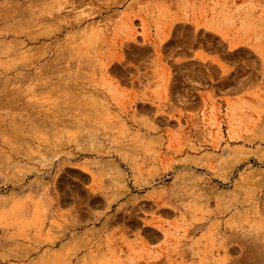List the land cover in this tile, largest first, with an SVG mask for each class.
<instances>
[{"label": "rangeland", "instance_id": "1", "mask_svg": "<svg viewBox=\"0 0 264 264\" xmlns=\"http://www.w3.org/2000/svg\"><path fill=\"white\" fill-rule=\"evenodd\" d=\"M100 1L0 0V264H264L239 197L264 177V0Z\"/></svg>", "mask_w": 264, "mask_h": 264}, {"label": "bare ground", "instance_id": "2", "mask_svg": "<svg viewBox=\"0 0 264 264\" xmlns=\"http://www.w3.org/2000/svg\"><path fill=\"white\" fill-rule=\"evenodd\" d=\"M20 1V0H19ZM77 1V0H76ZM79 1V0H78ZM100 3H101V1L100 0H98ZM161 1V0H160ZM168 1V0H167ZM180 1V0H179ZM14 2V1H13ZM33 2H34V0H33ZM103 2V1H102ZM105 2V1H104ZM107 2V1H106ZM152 2V1H151ZM159 2V1H158ZM174 2V1H173ZM183 2V1H182ZM72 3V2H71ZM97 3V2H96ZM112 3V2H111ZM114 3H115V1H114ZM156 3V2H155ZM177 3V2H176ZM175 3V4H176ZM7 4V3H6ZM10 4V3H9ZM146 4V3H145ZM170 4V3H169ZM207 4V3H206ZM215 4V3H214ZM220 4H222V3H220ZM224 4V3H223ZM72 5V4H71ZM74 5V4H73ZM82 5V4H81ZM91 5V4H90ZM94 5V4H93ZM129 5V4H128ZM134 5V4H133ZM183 5V4H182ZM186 5V4H185ZM189 5V4H188ZM198 5V4H197ZM241 5H242V3H241ZM257 5H259V4H257ZM89 6V5H88ZM139 6V5H138ZM141 6V5H140ZM154 6V5H153ZM157 6V5H156ZM163 6H164V4H163ZM208 6V5H207ZM210 6H212V5H210ZM237 6V5H236ZM25 7V6H24ZM39 7V6H38ZM77 7V6H76ZM134 7V6H133ZM144 7H145V5H144ZM165 7H168V6H165ZM179 7V6H178ZM216 7V6H215ZM247 7V6H246ZM35 8V7H34ZM68 8H69V6H68ZM78 8V7H77ZM82 8V7H81ZM91 8V7H90ZM159 8V7H158ZM188 8V7H187ZM207 8V7H206ZM236 8V7H235ZM245 8V7H244ZM65 9V8H64ZM73 9V8H72ZM98 9V8H97ZM112 9V8H111ZM134 9V8H133ZM192 9V8H191ZM239 9V8H238ZM50 10H52V9H50ZM66 10V9H65ZM154 10V9H153ZM157 10V9H156ZM40 11V10H39ZM44 11V10H43ZM47 11V10H46ZM57 11V10H56ZM160 11V10H159ZM168 11V10H167ZM186 11V10H185ZM218 11V10H217ZM224 11V10H223ZM257 11V10H256ZM45 12V11H44ZM43 12V13H44ZM78 12V11H77ZM83 12V11H82ZM205 12V11H204ZM13 13V12H12ZM109 13V12H108ZM114 13V12H113ZM148 13V12H147ZM180 13V12H179ZM260 13V12H259ZM10 14H11V12H10ZM15 14V13H14ZM17 14V13H16ZM66 14V13H65ZM93 14V13H92ZM121 14V13H120ZM119 14V15H120ZM162 14V13H161ZM205 14V13H204ZM203 14V15H204ZM4 15V14H3ZM69 15V14H68ZM141 15V14H140ZM115 16V15H114ZM147 16V15H146ZM190 16V15H189ZM205 16V15H204ZM212 16V15H211ZM242 16V15H241ZM44 17V16H43ZM80 17V16H79ZM243 17V16H242ZM5 18V17H4ZM47 18V17H46ZM49 18V17H48ZM52 18V17H51ZM71 18V17H70ZM75 18V17H74ZM113 18V17H112ZM157 18V17H156ZM53 19V18H52ZM82 19V18H81ZM94 19V18H93ZM107 19V18H106ZM176 19V18H175ZM202 19V18H201ZM57 20V19H56ZM79 20V19H78ZM102 20V19H101ZM109 20V19H108ZM125 20V19H124ZM158 20V19H157ZM157 20H155V21H157ZM39 21V20H38ZM42 21V20H41ZM77 21V20H76ZM130 21V20H129ZM164 21V20H163ZM189 21V20H188ZM243 21V20H242ZM1 22V21H0ZM99 22V21H98ZM103 22V21H102ZM126 22V21H125ZM200 22V21H199ZM240 22V21H239ZM10 23V22H9ZM39 23V22H38ZM55 23H56V21H55ZM65 23V22H64ZM83 23V22H82ZM90 23V22H89ZM117 23V22H116ZM170 23V22H169ZM40 24V23H39ZM85 24V23H84ZM148 24V23H147ZM172 24H173V22H172ZM205 24V23H204ZM35 25V24H34ZM64 25V24H63ZM125 25V24H124ZM188 25V24H187ZM245 25V24H244ZM264 25V24H263ZM13 26V25H12ZM99 26V25H98ZM123 26V25H122ZM66 27V26H65ZM124 27V26H123ZM169 27V26H168ZM245 27V26H244ZM50 28V27H49ZM90 28V27H89ZM149 28V27H148ZM151 28V27H150ZM171 28V27H170ZM22 29V28H21ZM41 29V28H40ZM76 29V28H75ZM103 29V28H102ZM168 29V28H167ZM2 30H3V28H2ZM17 30V29H16ZM48 30V29H47ZM59 30V29H58ZM69 30V29H68ZM5 31V30H4ZM25 31V30H24ZM30 31V30H29ZM41 31V30H40ZM89 31V30H88ZM111 31V30H110ZM109 31V32H110ZM137 31V30H136ZM146 31V30H145ZM7 32V31H6ZM14 32V31H13ZM23 32V31H22ZM60 32H62V31H60ZM125 32V31H124ZM160 32V31H159ZM254 32V31H253ZM4 33V32H3ZM30 33V32H29ZM32 33V32H31ZM97 33V32H96ZM131 33V32H130ZM12 34V33H11ZM23 34H24V32H23ZM37 34V33H36ZM35 34V35H36ZM79 34V33H78ZM77 34V35H78ZM101 34V33H100ZM156 35H157V33H155ZM17 35V34H16ZM19 35V34H18ZM54 35V34H53ZM97 35H98V33H97ZM28 36V35H27ZM39 36V35H38ZM45 36V35H44ZM47 36H48V34H47ZM92 36H93V34H92ZM7 37V36H6ZM46 37V36H45ZM99 37V36H98ZM150 37V36H149ZM12 38V37H11ZM23 38V37H22ZM31 38V37H30ZM44 38V37H43ZM83 38H85V37H83ZM126 38V37H125ZM10 39V38H9ZM35 39V38H34ZM66 39V38H65ZM76 39V38H75ZM80 39V38H79ZM89 39V38H88ZM100 39H102V38H100ZM106 39V38H105ZM133 39V38H132ZM13 40H14V37H13ZM32 40V39H31ZM60 40V39H59ZM64 40V39H63ZM67 40V39H66ZM70 40V39H69ZM81 40V39H80ZM93 40V39H92ZM114 40V39H113ZM212 40V39H211ZM30 41V40H29ZM42 41V40H41ZM86 41V40H85ZM137 41V40H136ZM253 41V40H252ZM7 42H11V41H7ZM17 42V41H16ZM21 42V41H20ZM54 42V41H53ZM76 42V41H75ZM94 42V41H93ZM99 42V41H98ZM112 42V41H111ZM134 42V41H133ZM211 42V41H210ZM217 42V41H216ZM13 43H15V42H13ZM25 43V42H24ZM34 43V42H33ZM73 43V42H72ZM95 43V42H94ZM93 43V44H94ZM102 43V42H101ZM137 43V42H136ZM145 43V42H144ZM233 43H235V42H233ZM258 43V42H257ZM97 44V43H96ZM161 44V43H160ZM211 44V43H210ZM83 45V44H82ZM255 45H256V43H255ZM262 45V44H261ZM58 46V45H57ZM79 46V45H78ZM107 46V45H106ZM156 46V45H155ZM222 46V45H221ZM35 47V46H34ZM98 47V46H97ZM231 47V46H230ZM263 47V46H262ZM219 48V47H218ZM34 49H36V48H34ZM57 49V48H56ZM74 49V48H73ZM99 49V48H98ZM199 49V48H198ZM202 50H203V48H201ZM37 50V49H36ZM49 50V49H48ZM92 50V49H91ZM101 50V49H100ZM149 50V49H148ZM155 50V49H154ZM221 50V49H220ZM257 50H258V48H257ZM14 51V50H13ZM38 51V50H37ZM98 51V50H97ZM118 51V50H117ZM261 51H263V50H261ZM196 52H198V51H196ZM260 52V51H259ZM43 53V52H42ZM39 54H40V52H39ZM119 54V53H118ZM206 54V53H205ZM242 54V53H241ZM94 55V54H93ZM105 55V54H104ZM122 55V54H121ZM159 55H160V53H159ZM154 56V55H153ZM48 58V57H47ZM155 58V57H154ZM218 58V57H217ZM36 59V58H35ZM43 59V58H42ZM164 59V58H163ZM93 60V59H92ZM153 60V59H152ZM162 60V59H161ZM214 60V59H213ZM85 61V60H84ZM97 61H98V63H99V65H100V67H103L104 66V63H105V59H104V57H103V54L102 53H98L97 54ZM96 61V62H97ZM155 61V60H154ZM165 61V60H164ZM223 61V60H222ZM87 62V61H86ZM157 62V61H156ZM169 62V61H168ZM130 63V62H129ZM42 64V63H41ZM71 64H72V61H71ZM90 64V63H89ZM88 64V65H89ZM166 64V63H165ZM219 64V63H218ZM40 65V64H39ZM96 65V64H95ZM132 65V64H131ZM156 65V64H155ZM159 66V65H158ZM105 67V66H104ZM151 67V66H150ZM38 68H40V67H38ZM72 68V67H71ZM96 69H97V67H96ZM249 69V68H248ZM32 70V69H31ZM35 70V69H34ZM137 70V69H136ZM246 70V69H245ZM80 71H82V70H80ZM38 72V71H37ZM85 72V71H84ZM83 72V73H84ZM96 72V71H95ZM160 72H161V70H160ZM81 73V72H80ZM132 74V73H131ZM223 74V73H222ZM70 75V74H69ZM103 76V75H102ZM131 76V75H130ZM248 76V75H247ZM95 77V76H94ZM106 77V76H105ZM134 77V76H133ZM216 77V76H215ZM110 78V77H109ZM40 79V78H39ZM54 79V78H53ZM76 79H77V77H76ZM136 79V78H135ZM219 79V78H218ZM220 79H221V77H220ZM92 80V79H91ZM96 80V79H95ZM104 80V79H103ZM102 80V81H103ZM132 80V79H131ZM138 80V79H137ZM264 80V79H263ZM77 81H79V80H77ZM67 82V81H66ZM73 82V81H72ZM98 82V81H97ZM133 82V81H132ZM262 82V81H261ZM74 83V82H73ZM92 83V82H91ZM158 83V82H157ZM241 83V82H240ZM55 84V83H54ZM59 84V83H58ZM258 84V83H257ZM104 85V84H103ZM119 85V84H118ZM139 85V84H138ZM253 85V84H252ZM160 86V85H159ZM61 87V86H60ZM101 87H102V84H101ZM262 87V86H261ZM236 88V87H235ZM255 88V87H254ZM71 89V88H70ZM79 89V88H78ZM104 89V88H103ZM118 89V88H117ZM90 90V89H89ZM206 90V89H205ZM255 90V89H254ZM75 91V90H74ZM87 91V90H86ZM94 91V90H93ZM99 91V90H98ZM125 91V90H124ZM149 91V90H148ZM211 91V90H210ZM237 91H239V90H237ZM249 91V90H248ZM52 92V91H51ZM126 92V91H125ZM146 92V91H145ZM156 92V91H155ZM207 92V91H206ZM218 92V91H217ZM228 92V91H227ZM261 92V91H260ZM259 92V93H260ZM44 93V92H43ZM53 93V92H52ZM65 93V92H64ZM99 93V92H98ZM101 93V92H100ZM122 93V92H121ZM121 93H120V95H121ZM140 93V92H139ZM152 93V92H151ZM158 93V92H157ZM166 93V92H165ZM210 93V92H209ZM208 93V94H209ZM219 93V92H218ZM239 93V92H238ZM145 94V93H144ZM171 94V93H170ZM206 94V93H205ZM242 94H244V95H246L244 92L242 93ZM100 95V94H99ZM119 95V94H118ZM117 95V96H118ZM136 95V94H135ZM24 96V95H23ZM101 96V95H100ZM132 96V95H131ZM222 96V95H221ZM46 97V96H45ZM68 97V96H67ZM92 97V96H91ZM108 97V96H107ZM119 97V96H118ZM129 97V96H128ZM207 97V96H206ZM218 97V96H217ZM223 97H225L224 95H223ZM229 97V96H228ZM231 97V96H230ZM246 97V96H245ZM109 98V97H108ZM199 98V97H198ZM208 98H209V96H208ZM207 98V99H208ZM35 99V98H34ZM44 99V98H43ZM51 99V98H50ZM72 99H74V98H72ZM83 99H85V98H83ZM142 99H143V97H142ZM228 99V98H227ZM231 99V98H230ZM236 99V98H235ZM89 100V99H88ZM94 100V99H93ZM106 100V99H105ZM149 100V99H148ZM147 100V101H148ZM224 100V99H223ZM23 101V100H22ZM79 101H81V100H79ZM91 101V100H90ZM89 101V102H90ZM162 101V100H161ZM202 101H204V100H202ZM18 102V101H17ZM55 102V101H54ZM71 102V101H70ZM88 102V101H87ZM99 102V101H98ZM168 102V101H167ZM76 103V102H75ZM78 103V102H77ZM80 103V102H79ZM82 103V102H81ZM85 103V102H84ZM91 103V102H90ZM125 103H127V102H125ZM169 103V102H168ZM217 103V102H216ZM31 104V103H30ZM157 104V103H156ZM191 104V103H190ZM237 104V103H236ZM90 105V104H89ZM94 105V104H93ZM112 105V104H111ZM33 106V105H32ZM99 106V105H98ZM116 106V105H115ZM142 106V105H141ZM158 106V105H157ZM166 106V105H165ZM236 106V105H235ZM250 106V105H249ZM94 107V106H93ZM96 107V106H95ZM100 107V106H99ZM105 107V106H104ZM180 107V106H179ZM224 107V106H223ZM116 108V107H115ZM162 108V107H161ZM168 108V107H167ZM54 109V108H53ZM103 109V108H102ZM176 109V108H175ZM177 109H179V108H177ZM193 109V108H192ZM200 109V108H199ZM225 109V108H224ZM110 110H111V108H110ZM109 110V111H110ZM234 110V109H233ZM66 111V110H65ZM105 111V110H104ZM115 111H117V110H115ZM222 111V110H221ZM235 111V110H234ZM263 111V110H262ZM60 112V111H59ZM72 112V111H71ZM83 112V111H82ZM175 112V111H174ZM179 112V111H178ZM191 112V111H190ZM214 112V111H213ZM217 112V111H216ZM227 112V111H226ZM237 112V111H236ZM23 113V112H22ZM220 113V112H219ZM241 113V112H240ZM247 113V112H246ZM245 113V114H246ZM64 114V113H63ZM70 114V113H69ZM106 114V113H105ZM136 114H138V113H136ZM157 114V113H156ZM171 114V113H170ZM174 114V113H173ZM53 115H55V114H53ZM112 115V114H111ZM227 115V114H226ZM239 115V114H238ZM241 115V114H240ZM49 116V115H48ZM60 116V115H59ZM64 116V115H63ZM176 116V115H175ZM186 116V115H185ZM216 116V115H215ZM254 116H255V114H254ZM52 117V116H51ZM78 117V116H77ZM87 117V116H86ZM85 117V118H86ZM113 117V116H112ZM133 117V116H132ZM207 117V116H206ZM246 117V116H245ZM258 117V116H257ZM88 118V117H87ZM263 119H264V117H262ZM99 119V118H98ZM102 119V118H101ZM140 119V118H139ZM144 119V118H143ZM175 119V118H174ZM200 119H202V118H200ZM260 119V118H259ZM72 120V119H71ZM100 120V119H99ZM138 120V119H137ZM220 120V119H219ZM26 121V120H25ZM31 121V120H30ZM56 121V120H55ZM103 121V120H102ZM140 121V120H139ZM147 121V120H146ZM218 121V120H217ZM46 122V121H45ZM48 122H49V120H48ZM118 122V121H117ZM120 122V121H119ZM144 122V121H143ZM198 122V121H197ZM24 123V122H23ZM22 123V124H23ZM83 123V122H82ZM89 123V122H88ZM181 123V122H180ZM54 124V123H53ZM59 124L61 125V123L59 122ZM64 124V123H63ZM69 124V123H68ZM72 124V123H71ZM91 124V123H90ZM89 124V125H90ZM93 124V123H92ZM111 124V123H110ZM201 124V123H200ZM222 124V123H221ZM261 124V123H260ZM29 125V124H28ZM57 125H58V123H57ZM86 125V124H85ZM37 126V125H36ZM73 126V125H72ZM109 126V125H108ZM155 126H156V124H155ZM22 127H23V125H22ZM85 127V126H84ZM114 127V126H113ZM146 127V126H145ZM188 127V126H187ZM203 127V126H202ZM214 127V126H213ZM216 127V126H215ZM50 128V127H49ZM91 128V127H90ZM94 128V127H93ZM128 128V127H127ZM137 128V127H136ZM147 128V127H146ZM158 128V127H157ZM129 129V128H128ZM134 129V128H133ZM206 129V128H205ZM214 129V128H213ZM53 130V129H52ZM61 130V129H60ZM110 130V129H109ZM135 130V129H134ZM132 131V130H131ZM160 131V130H159ZM20 132V131H19ZM28 132V131H27ZM106 132V131H105ZM108 132V131H107ZM145 132H146V130H145ZM153 132V131H152ZM161 132V131H160ZM185 132V131H184ZM212 132V131H211ZM214 132V131H213ZM56 133V132H55ZM142 133V132H141ZM165 133V132H164ZM199 133V132H198ZM209 133V132H208ZM23 134V133H22ZM47 134V133H46ZM64 134V133H63ZM78 134V133H77ZM80 134V133H79ZM124 134V133H123ZM127 134V133H126ZM180 134V133H179ZM222 134V133H221ZM227 134V133H226ZM48 135V134H47ZM108 135V134H107ZM119 135V134H118ZM132 135V134H131ZM164 135V134H163ZM162 135V136H163ZM116 136V135H115ZM145 136V135H144ZM204 136V135H203ZM99 137V136H98ZM182 137V136H181ZM257 137V136H256ZM104 138V137H103ZM139 138V137H138ZM153 138V137H152ZM209 138V137H208ZM211 138V137H210ZM258 138V137H257ZM112 139V138H111ZM123 139V138H122ZM135 139V138H134ZM140 139V138H139ZM165 139V138H164ZM168 139V138H167ZM173 139V138H172ZM184 139V138H183ZM107 140V139H106ZM120 140V139H119ZM143 140V139H142ZM141 140V141H142ZM200 140V139H199ZM204 140V139H203ZM216 140H217V138H216ZM228 140V139H227ZM114 141V140H113ZM122 141V140H121ZM194 141V140H193ZM102 142V141H101ZM147 142V141H146ZM167 142V141H166ZM178 142V141H177ZM197 142V141H196ZM195 142V143H196ZM222 142V141H221ZM263 142V141H262ZM122 143V142H121ZM205 143V142H204ZM211 143V142H210ZM235 143V142H234ZM246 143H247V141H246ZM110 144V143H109ZM141 144V143H140ZM147 144V143H146ZM164 144V143H163ZM166 144V143H165ZM170 144V143H169ZM257 144V143H256ZM53 145V144H52ZM118 145V144H117ZM122 145V144H121ZM154 145V144H153ZM172 145V144H171ZM185 145V144H184ZM225 145V144H224ZM227 145V144H226ZM113 146V145H112ZM123 146V145H122ZM213 146V145H212ZM261 146V145H260ZM100 147V146H99ZM146 147V146H145ZM156 147V146H155ZM158 147V146H157ZM160 147V146H159ZM183 147V146H182ZM252 147V146H251ZM254 147V146H253ZM188 148V147H187ZM223 148H224V146H223ZM124 149V148H123ZM184 149V148H183ZM204 149V148H203ZM258 149V148H257ZM97 151V150H96ZM101 151V150H100ZM108 151V150H107ZM111 151V150H110ZM119 151V150H118ZM160 151V150H159ZM166 151V150H165ZM176 151V150H175ZM201 152V151H200ZM130 153V152H129ZM178 153V152H177ZM181 153V152H180ZM192 153V152H191ZM217 153V152H216ZM231 153V152H230ZM136 154V153H135ZM101 155V154H100ZM138 155V154H137ZM169 155V154H168ZM178 155V154H177ZM195 155V154H194ZM202 155V154H201ZM200 155V156H201ZM263 155V154H262ZM261 155V156H262ZM163 156V155H162ZM166 156V155H165ZM165 156H163V157H165ZM180 156H181V154H180ZM155 157V156H154ZM202 157V156H201ZM167 158V157H166ZM203 158V157H202ZM121 159V158H120ZM150 159V158H149ZM171 159V158H170ZM262 159V158H261ZM127 160V159H126ZM153 160V159H152ZM156 160V159H155ZM166 160H168V159H166ZM130 161V160H129ZM128 161V162H129ZM151 161V160H150ZM161 161V160H160ZM163 161V160H162ZM205 161V160H204ZM217 161V160H216ZM227 161V160H226ZM141 162V161H140ZM125 163V162H124ZM148 163V162H147ZM178 163V162H177ZM200 163V162H199ZM130 164V163H129ZM134 164V163H133ZM172 164V163H171ZM195 164V163H194ZM213 164V163H212ZM232 164V163H231ZM239 164V163H238ZM174 166V165H173ZM179 166V165H178ZM194 166V165H193ZM246 166V165H245ZM135 167V166H134ZM133 167V168H134ZM178 168V167H177ZM183 168V167H182ZM196 168H197V166H196ZM195 168V169H196ZM205 168V167H204ZM238 168V167H237ZM190 169V168H189ZM211 169V168H210ZM227 169V168H226ZM228 169H230V168H228ZM138 170V169H137ZM181 170V169H180ZM126 171V170H125ZM143 171V170H142ZM201 171V170H200ZM222 171V170H221ZM236 171V170H235ZM174 172V171H173ZM130 173V172H129ZM167 173V172H166ZM177 173V172H176ZM190 173V172H189ZM245 173V172H244ZM169 174V173H168ZM227 174V173H226ZM150 175V174H149ZM165 175V174H164ZM181 175V174H180ZM219 175V174H218ZM240 175H242V174H240ZM264 175V174H263ZM103 176V175H102ZM175 176V175H174ZM190 176V175H189ZM228 176V175H227ZM254 176V175H253ZM257 176V175H256ZM122 177V176H121ZM242 177V176H241ZM261 177V176H260ZM103 178V177H102ZM217 178V177H216ZM138 179V178H137ZM183 179V178H182ZM181 179V180H182ZM246 179V178H245ZM258 179H260V180H262L261 178H258ZM121 180V179H120ZM120 180H119V182H120ZM197 181V180H196ZM210 181V180H209ZM221 181V180H220ZM238 181V180H237ZM125 182V181H124ZM184 182V181H183ZM217 182V181H216ZM199 183V182H198ZM206 183V182H205ZM211 183V182H210ZM219 183V182H218ZM128 184V183H127ZM230 184V183H229ZM164 185V184H163ZM166 185V184H165ZM103 186V185H102ZM149 186V185H148ZM178 186V185H177ZM197 186V185H196ZM127 187H129V186H127ZM136 187V186H135ZM144 187V186H143ZM162 187V186H161ZM228 187V186H227ZM149 188V187H148ZM216 188V187H215ZM122 189V188H121ZM106 190H107V188H106ZM175 190V189H174ZM205 190V189H204ZM260 190V189H259ZM262 190H264V189H262ZM114 191V190H113ZM134 191V190H133ZM217 191V190H216ZM215 191V192H216ZM142 192V191H141ZM154 192V191H153ZM210 192V191H209ZM150 193V192H149ZM155 193V192H154ZM161 193V192H160ZM258 193V192H257ZM98 194V193H97ZM124 194V193H123ZM146 194V193H145ZM156 194V193H155ZM147 195V194H146ZM153 195V194H152ZM151 195V196H152ZM160 195V194H159ZM220 195V194H219ZM256 195H259V194H256ZM176 196V195H175ZM178 196V195H177ZM184 196V195H183ZM239 196V195H238ZM263 196V195H262ZM123 197V196H122ZM157 197V196H156ZM164 197V196H163ZM208 197V196H207ZM229 197V196H228ZM240 197V196H239ZM257 197V196H256ZM174 198V197H173ZM188 198V197H187ZM214 198V197H213ZM49 199V198H48ZM122 199V198H121ZM152 199V198H151ZM164 199V198H163ZM166 199V198H165ZM168 199V198H167ZM255 199V198H254ZM257 199V198H256ZM108 200V199H107ZM175 200V199H174ZM180 200V199H179ZM182 200V199H181ZM185 200V199H184ZM212 200V199H211ZM215 200V199H214ZM129 201V200H128ZM178 201V200H177ZM255 201H257V200H255ZM260 201V200H259ZM134 202V201H133ZM182 202V201H181ZM130 203V202H129ZM161 203V202H160ZM172 203V202H171ZM237 203V202H236ZM263 203V202H262ZM127 204V203H126ZM169 204V203H168ZM196 204V203H195ZM211 204V203H210ZM253 204V203H252ZM118 205V204H117ZM144 205V204H143ZM159 205V204H158ZM170 205V204H169ZM215 205V204H214ZM245 205H246V203H245ZM264 205V204H263ZM124 206V205H123ZM126 206V205H125ZM176 206V205H175ZM145 207V206H144ZM260 207V206H259ZM116 208H117V206H116ZM121 208V207H120ZM119 208V209H120ZM141 208V207H140ZM146 208V207H145ZM151 208V207H150ZM149 208V209H150ZM184 208V207H183ZM148 209V208H147ZM216 209V208H215ZM227 209V208H226ZM229 209V208H228ZM133 210V209H132ZM145 210V209H144ZM152 210V209H151ZM235 210V209H234ZM46 211H47V209H46ZM129 211V210H128ZM185 211V210H184ZM237 211V210H236ZM156 212V211H155ZM218 212V211H217ZM246 212V211H245ZM260 212V211H259ZM34 213L36 214V215H38L39 213H40V211L38 210V209H36L35 211H34ZM49 213V212H48ZM150 213V212H149ZM153 213V212H152ZM237 213V212H236ZM262 213H263V211H262ZM175 214V213H174ZM189 214V213H188ZM210 214V213H209ZM258 214V213H257ZM237 215V214H236ZM241 215V214H240ZM13 216V215H12ZM19 216H21V218L23 217L22 215H19ZM176 216V215H175ZM174 216V217H175ZM213 216V215H212ZM93 217V216H92ZM186 217V216H185ZM184 217V218H185ZM253 217V216H252ZM20 218V219H21ZM57 218V217H56ZM106 218H107V216H106ZM217 218V217H216ZM243 218V217H242ZM14 219V218H13ZM90 219H91V217H90ZM214 219V218H213ZM146 220H148V219H146ZM150 220V219H149ZM244 220V219H243ZM259 220V219H258ZM261 220V219H260ZM14 221L15 220H12V218H10V219H6L5 220V222L3 223V226H2V228L3 229H5V230H7L8 232H9V228H11V226L14 224ZM42 221H43V218H42V220H37V223L35 224V230H36V232H41V225H42ZM104 221V220H103ZM156 221V220H155ZM231 221H233V220H231ZM238 221V220H237ZM264 221V220H263ZM227 222V221H226ZM236 222V221H235ZM234 222V223H235ZM242 222V221H241ZM93 223V222H92ZM95 223V222H94ZM105 223V222H104ZM170 223V222H169ZM186 223V222H185ZM252 223V222H251ZM264 223V222H263ZM76 224V223H75ZM199 224V223H198ZM93 225V224H92ZM247 225V224H246ZM251 225V224H250ZM261 225V224H260ZM85 226V225H84ZM103 226V225H102ZM101 226V227H102ZM121 226V225H120ZM228 226H229V224H228ZM97 227V226H96ZM190 227V226H189ZM219 227V226H218ZM74 228V227H73ZM98 228V227H97ZM235 228V227H234ZM100 229V228H99ZM110 229V228H109ZM193 229V228H192ZM233 229V228H232ZM236 229H237V227H236ZM235 229V230H236ZM55 230V229H54ZM77 230V229H76ZM165 230V229H164ZM173 230V229H172ZM227 230V229H226ZM190 231H192V230H190ZM114 232V231H113ZM181 232V231H180ZM217 232V231H216ZM238 232V231H237ZM245 232V231H244ZM253 232V231H252ZM112 233V232H111ZM215 233V232H214ZM250 233V232H249ZM59 234V233H58ZM84 234V233H83ZM93 234V233H92ZM178 234H179V232H178ZM199 234V233H198ZM223 234V233H222ZM12 235H14L15 237H17L18 239L20 238V239H24L25 238V236H21V235H19V234H12ZM66 235V234H65ZM219 235V234H218ZM244 235V234H243ZM242 235V236H243ZM248 235H250V234H248ZM264 235V234H263ZM10 236V235H9ZM77 236V235H76ZM87 236V235H86ZM181 236V235H180ZM247 236V235H246ZM251 236V235H250ZM64 237H66V236H64ZM63 237V238H64ZM110 237V236H109ZM120 237V236H119ZM118 237V238H119ZM127 237V236H126ZM211 237V236H210ZM231 237V236H230ZM229 237V238H230ZM253 237V236H252ZM14 238V237H13ZM76 238V237H75ZM98 238V237H97ZM200 238V237H199ZM201 238H203V237H201ZM84 239V238H83ZM206 239H207V241L204 243V245L202 246V247H200L199 248V253H200V255L203 257V256H205L206 254H207V252H210V248H211V243H210V241H209V238L208 237H206ZM220 239V238H219ZM225 239V238H224ZM243 239H244V237H243ZM7 240V239H6ZM106 240V239H105ZM145 240V239H144ZM186 240V239H185ZM189 240V239H188ZM12 241V240H11ZM10 241V242H11ZM17 241H19V240H17ZM49 241V240H48ZM80 241V240H79ZM141 241V240H140ZM172 241V240H171ZM183 241V240H182ZM241 241V240H240ZM252 241V240H251ZM251 241H250V243H251ZM24 242V241H23ZM175 242V241H174ZM189 242V241H188ZM229 242V241H228ZM254 242V241H253ZM9 243V242H8ZM13 244H14V242H12ZM47 243V242H46ZM63 243V242H62ZM101 243V242H100ZM104 243V242H103ZM136 243V242H135ZM146 243V242H145ZM194 243H195V241H194ZM198 243V242H197ZM82 244V243H81ZM86 244V243H85ZM231 244V243H230ZM103 245V244H102ZM124 245V244H123ZM142 245H143V243H142ZM146 245V244H145ZM166 245V244H165ZM185 245V244H184ZM192 245V244H191ZM82 246H83V244H82ZM134 246V245H133ZM175 246V245H174ZM213 246V245H212ZM216 246V245H215ZM228 246V245H227ZM255 246V245H254ZM22 246H20V248H21ZM59 247H60V245H59ZM63 247V246H62ZM135 247V246H134ZM147 247V246H146ZM164 247V246H163ZM168 247H170V246H168ZM195 247V246H194ZM197 247V246H196ZM9 248V247H8ZM90 248V247H89ZM111 248V247H110ZM144 248V247H143ZM152 248V247H151ZM156 248H157V246H156ZM161 248V247H160ZM234 248V247H233ZM182 249V248H181ZM194 249H196V248H194ZM235 249V248H234ZM255 249V248H254ZM82 250V249H81ZM132 250V249H131ZM167 250V249H166ZM249 250V249H248ZM18 251V250H17ZM16 251V252H17ZM23 251H24V249H23ZM35 251V250H34ZM50 251V250H49ZM85 251V250H84ZM109 251V250H108ZM111 251H112V249H111ZM140 251H141V249H140ZM152 251V250H151ZM159 251H160V249H159ZM162 251V250H161ZM214 251V250H213ZM220 251V250H219ZM252 251V250H251ZM8 252V251H7ZM53 252V251H52ZM76 252V251H75ZM89 252V251H88ZM126 252V251H125ZM167 252V251H166ZM180 252V251H179ZM178 252V253H179ZM212 252V251H211ZM24 253V252H23ZM22 253V254H23ZM65 253V252H64ZM79 253V252H78ZM106 253V252H105ZM171 253V252H170ZM44 254V253H43ZM127 254V253H126ZM144 254V253H143ZM42 255V254H41ZM180 255V254H179ZM191 255V254H190ZM219 255V254H218ZM26 256V255H25ZM55 257H54V259L56 260V259H58V258H60L62 255H60V254H58V253H56L55 255H54ZM72 256V255H71ZM92 256V255H91ZM90 256V257H91ZM133 256V255H132ZM155 256V255H154ZM162 256V255H161ZM238 256H240V255H238ZM145 257V256H144ZM177 257V256H176ZM180 257V256H179ZM202 257H200V258H202ZM253 257V256H252ZM20 258V257H19ZM30 258V257H29ZM44 258V257H43ZM147 258V257H146ZM175 258V257H174ZM187 258V257H186ZM207 258V257H206ZM218 258V257H217ZM249 258V257H248ZM27 259V258H26ZM48 259V258H47ZM120 259L121 258H118L117 256H115V255H113L112 253L111 254H104V255H102V256H100L99 257V259L97 260V261H93V259L92 260H90V263L89 264H121V262H120ZM127 259V258H126ZM214 259V258H213ZM28 260V259H27ZM46 260V259H45ZM162 260V259H161ZM208 260V259H207ZM148 261V260H147ZM224 261V260H223ZM253 261V260H252ZM41 262V261H40ZM129 262V261H128ZM176 262H177V260H176ZM182 262V261H181ZM167 263V262H166ZM169 263V262H168ZM222 263V262H221ZM239 263V262H238ZM40 264V263H39ZM138 264V263H137ZM234 264V263H233ZM252 264V263H251Z\"/></svg>", "mask_w": 264, "mask_h": 264}, {"label": "crops", "instance_id": "3", "mask_svg": "<svg viewBox=\"0 0 264 264\" xmlns=\"http://www.w3.org/2000/svg\"><path fill=\"white\" fill-rule=\"evenodd\" d=\"M174 57H175V55H174ZM172 62L176 63L177 62L176 58H173ZM143 103H145V102H143ZM145 106H147V105H143L142 108H144ZM151 113H152V116H154L155 118H166L165 114L162 112H159V110H157V109H156V111H155V109L151 110ZM135 116L136 117L138 116V118H139V117H142V114L139 113V114H136ZM82 165H83V168H81V171L83 172L82 176L88 177L90 175V170L84 168V167H87L88 164L85 163ZM241 176H240V214H241L240 215V230L245 229V227H251V230H253V233H254L253 235L257 237L258 234L256 232H262V229L264 228V223H263L264 222L263 221L264 220V205H263L264 204V193H263L264 190H262V189H264V187H263L264 186V177H262V176L261 177L260 176L255 177L253 175H246V174H243ZM258 178H261L262 180H260ZM249 180H251V182L253 183V186H252L253 190L258 192L259 195H260V193H262L263 198H257V199L252 198V199H250V198H247L246 196H244V193L247 191L248 188L242 187L241 185L243 183L249 181ZM261 183H263V185H260ZM255 184H259V186H256ZM255 200H257V201H255ZM245 203H246V205H245ZM221 207H223V203L220 204V208ZM198 208L200 209L202 207H198ZM262 211H263V213H262ZM222 221L223 220H220V224ZM129 223L131 224V222L128 221V224ZM148 223L147 222L141 223L142 230L149 227ZM143 226H144V228H143ZM156 246H157V248H156ZM161 246L162 245H158V243H155V244L153 243L151 250L152 251L157 250Z\"/></svg>", "mask_w": 264, "mask_h": 264}]
</instances>
